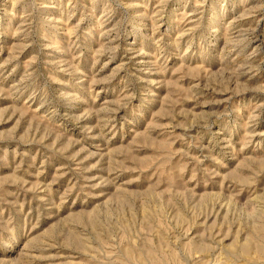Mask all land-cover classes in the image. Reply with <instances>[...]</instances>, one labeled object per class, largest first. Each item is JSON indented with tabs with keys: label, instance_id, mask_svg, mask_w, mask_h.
Masks as SVG:
<instances>
[{
	"label": "rangeland",
	"instance_id": "rangeland-1",
	"mask_svg": "<svg viewBox=\"0 0 264 264\" xmlns=\"http://www.w3.org/2000/svg\"><path fill=\"white\" fill-rule=\"evenodd\" d=\"M0 264H264V0H0Z\"/></svg>",
	"mask_w": 264,
	"mask_h": 264
}]
</instances>
